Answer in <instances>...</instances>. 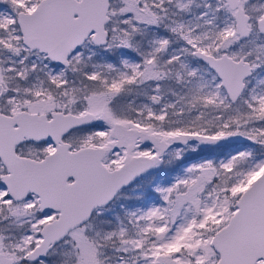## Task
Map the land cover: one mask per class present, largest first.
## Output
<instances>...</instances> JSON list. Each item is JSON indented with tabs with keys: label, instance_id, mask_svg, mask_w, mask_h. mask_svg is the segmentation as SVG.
<instances>
[{
	"label": "snow or ice",
	"instance_id": "6c2138e0",
	"mask_svg": "<svg viewBox=\"0 0 264 264\" xmlns=\"http://www.w3.org/2000/svg\"><path fill=\"white\" fill-rule=\"evenodd\" d=\"M0 264H264V0H0Z\"/></svg>",
	"mask_w": 264,
	"mask_h": 264
}]
</instances>
